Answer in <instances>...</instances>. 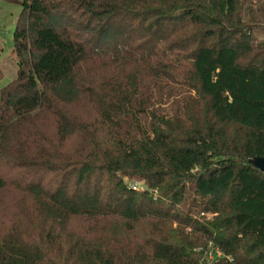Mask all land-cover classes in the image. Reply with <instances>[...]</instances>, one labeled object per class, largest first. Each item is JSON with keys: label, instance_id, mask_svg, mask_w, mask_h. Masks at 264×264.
<instances>
[{"label": "trees", "instance_id": "obj_1", "mask_svg": "<svg viewBox=\"0 0 264 264\" xmlns=\"http://www.w3.org/2000/svg\"><path fill=\"white\" fill-rule=\"evenodd\" d=\"M14 1L0 264H264V0Z\"/></svg>", "mask_w": 264, "mask_h": 264}, {"label": "rangeland", "instance_id": "obj_2", "mask_svg": "<svg viewBox=\"0 0 264 264\" xmlns=\"http://www.w3.org/2000/svg\"><path fill=\"white\" fill-rule=\"evenodd\" d=\"M19 5L14 0H0V89L9 82L16 71L12 49V30L19 13ZM264 40V37L261 38ZM173 110L174 106L170 107ZM82 222L74 223L79 228ZM214 249H210V257L217 255Z\"/></svg>", "mask_w": 264, "mask_h": 264}, {"label": "water", "instance_id": "obj_3", "mask_svg": "<svg viewBox=\"0 0 264 264\" xmlns=\"http://www.w3.org/2000/svg\"><path fill=\"white\" fill-rule=\"evenodd\" d=\"M248 163L252 166L258 168L261 171H264V157L262 156H253L248 159Z\"/></svg>", "mask_w": 264, "mask_h": 264}, {"label": "crops", "instance_id": "obj_4", "mask_svg": "<svg viewBox=\"0 0 264 264\" xmlns=\"http://www.w3.org/2000/svg\"><path fill=\"white\" fill-rule=\"evenodd\" d=\"M16 72V71H15Z\"/></svg>", "mask_w": 264, "mask_h": 264}]
</instances>
